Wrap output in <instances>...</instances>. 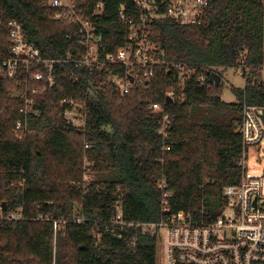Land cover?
I'll list each match as a JSON object with an SVG mask.
<instances>
[{"label":"trees","instance_id":"trees-1","mask_svg":"<svg viewBox=\"0 0 264 264\" xmlns=\"http://www.w3.org/2000/svg\"><path fill=\"white\" fill-rule=\"evenodd\" d=\"M97 1L80 3L92 13ZM102 1L101 29L108 49L115 50L126 39L118 10L134 12L133 3ZM55 10L50 0H0L1 52L7 54V23L16 19L45 57L76 56L82 50L77 26L54 19ZM153 39L168 63H192L222 77L220 69L263 64L264 0H211L205 24L161 19ZM249 75L245 86L233 87L236 101L221 98L224 83L189 82L185 97L167 104L174 76L164 64L129 93L109 80L105 68L58 64L54 86L35 99L41 109L30 119L35 132L23 138L14 130L23 104L14 92L22 75L0 77V203L7 206L0 217V264H157V237L122 228L111 218L113 202L121 197L126 221L159 220L161 180L174 194L170 212L218 219L227 202L225 187L241 177L243 104H264V83L255 70ZM66 97L83 105L84 126L67 122ZM154 102L175 114L166 138L158 133L160 118L149 109ZM17 209L23 218L8 219Z\"/></svg>","mask_w":264,"mask_h":264},{"label":"built area","instance_id":"built-area-1","mask_svg":"<svg viewBox=\"0 0 264 264\" xmlns=\"http://www.w3.org/2000/svg\"><path fill=\"white\" fill-rule=\"evenodd\" d=\"M132 3L134 12L124 7L118 10V20L126 26L125 43L115 50H109L101 29L104 1H97L92 13H88L80 0H50V6L56 9L54 19H64L77 26L78 43L82 50L76 56L45 57L41 48L27 37L23 23L16 19L8 21L9 44L6 55L0 50V77L22 75L21 87L14 92L23 101L21 118L14 127L18 138L35 132L30 119L41 115L35 99L54 86L58 64L71 63L80 69L105 68L109 80L118 85L123 93H129L136 83L149 82L156 74V67L164 64L174 76L166 91L165 99H172L171 102L166 101L167 104L182 100L189 82L201 85L212 83V72L208 68L200 69L195 64L185 62L168 63L160 56L153 39V27L161 19H171L189 26L205 24L211 0H132ZM238 70L245 85L254 70L264 83V63H242ZM62 103L65 105L67 122L84 126L83 105L67 97ZM149 109L160 118L158 133L166 138L173 124L174 112L159 102L152 103ZM239 130L242 135V153L238 160L241 177L239 183L225 187L227 202L218 219L196 220L191 213L183 210L170 212V198L174 194L166 190L168 184L161 180L162 217L159 220L126 221L122 199L118 197L113 202L115 214L112 222L122 228L135 227L143 233L155 235L165 264H264V173L254 174L248 167L250 146L260 144L264 138V104L244 102ZM86 169L85 184L91 179V169L87 166ZM0 211H3L1 205ZM7 218H23L21 209L8 212ZM76 221L82 223L83 219L77 217ZM58 224L59 221L54 222L55 231ZM97 235L101 239L100 229ZM121 235L118 233L119 237ZM135 240L133 237L131 244Z\"/></svg>","mask_w":264,"mask_h":264},{"label":"rangeland","instance_id":"rangeland-1","mask_svg":"<svg viewBox=\"0 0 264 264\" xmlns=\"http://www.w3.org/2000/svg\"><path fill=\"white\" fill-rule=\"evenodd\" d=\"M220 71L223 73V100L227 102L236 101L237 97L233 92V87L239 88L245 85V81L240 75V70L236 66H231L226 69H220ZM86 165H88V162H86ZM248 167L254 174L264 173V138L260 144L250 146ZM1 215L2 211H0V217ZM157 264H165L160 246H158L157 251Z\"/></svg>","mask_w":264,"mask_h":264},{"label":"water","instance_id":"water-1","mask_svg":"<svg viewBox=\"0 0 264 264\" xmlns=\"http://www.w3.org/2000/svg\"><path fill=\"white\" fill-rule=\"evenodd\" d=\"M210 81H211L212 83H214L216 86H220L221 81H222V76H221L219 73H217V72H213V73L211 74ZM166 101H167V102H171L172 99H171L170 97H167V98H166ZM0 205H1V208H2L3 211L6 210V208H7V206H6V202H2Z\"/></svg>","mask_w":264,"mask_h":264}]
</instances>
